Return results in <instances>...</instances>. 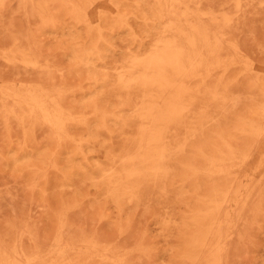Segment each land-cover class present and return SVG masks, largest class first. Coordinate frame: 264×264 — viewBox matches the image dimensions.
<instances>
[{
	"label": "rangeland",
	"instance_id": "1",
	"mask_svg": "<svg viewBox=\"0 0 264 264\" xmlns=\"http://www.w3.org/2000/svg\"><path fill=\"white\" fill-rule=\"evenodd\" d=\"M0 264H264V0H0Z\"/></svg>",
	"mask_w": 264,
	"mask_h": 264
}]
</instances>
